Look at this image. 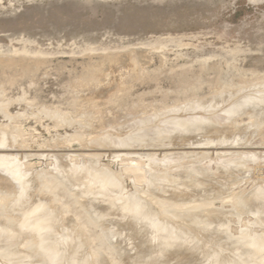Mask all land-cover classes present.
Returning <instances> with one entry per match:
<instances>
[{
    "label": "rangeland",
    "instance_id": "374dc122",
    "mask_svg": "<svg viewBox=\"0 0 264 264\" xmlns=\"http://www.w3.org/2000/svg\"><path fill=\"white\" fill-rule=\"evenodd\" d=\"M190 113L194 123L209 122L210 131H191L194 139L190 131H175L178 136L173 132L168 140L143 137L188 120ZM119 138L136 141L116 144ZM0 139L1 227L20 229L30 220L29 228L12 229L21 234L17 243L0 237V264H68L70 251L79 248L81 264H151L132 262L128 246L141 233L152 244L165 238L151 218L172 231L171 240L198 239L194 253L188 250L192 245H177L171 257L158 260L162 264H248L246 256L264 258V246H254L260 238L264 242V0H0ZM167 155L173 158L168 164ZM16 158L17 170L26 173L25 198L8 168ZM85 164L116 178L103 175L107 185L117 180L115 189L107 187L109 197H102L113 207L104 210L109 214L99 216L101 202L91 199L101 188L92 174L89 194L74 185L84 173L77 176L69 168ZM152 164L170 182L147 187ZM168 185H176L177 193H164ZM135 205L142 206L143 216L148 208L146 215L154 217L144 220ZM39 208L50 209L42 217ZM118 210L128 218L120 228ZM137 219L150 228L139 227L143 222ZM40 224L53 225L56 241V233L68 230L64 235L77 249L55 243L56 249L46 245V253L40 243L47 228ZM127 230L133 235L126 236ZM64 246L69 258L58 249ZM48 255L57 262L47 261Z\"/></svg>",
    "mask_w": 264,
    "mask_h": 264
},
{
    "label": "bare ground",
    "instance_id": "6f19581e",
    "mask_svg": "<svg viewBox=\"0 0 264 264\" xmlns=\"http://www.w3.org/2000/svg\"><path fill=\"white\" fill-rule=\"evenodd\" d=\"M236 99H239V98H236ZM194 116H195L194 113H190V114L188 115V117H189L188 120H185V121L182 120V121L176 122V123H174V124L172 125V127H170V129H167V128H166L165 130H161V131H158V132L147 131V134H144L143 137L146 138V137H148V136L150 137V135H152V136L154 135V136H158L157 139H158V138H166V140H168V139H167V136H168V138H169V136H170L171 134H173V132H175V131H179V132H183V133L185 132L184 134L182 133V135H185V134H186L187 132H189V131H190V132H191V131H193V132L195 131V133H196L197 131H199V130H208V131H210L211 128H210V125H208L209 122L198 121V122H195V123H194V121H192V120L195 119ZM201 119H202V118H201ZM212 120H213V119H212ZM215 121H216V120H215ZM159 126H160V125H159ZM166 127H167V126H166ZM168 127H169V126H168ZM157 128H158V127H157ZM163 128H164V127H163ZM150 130H151V129H150ZM152 130H153V129H152ZM186 131H187V132H186ZM208 131H207V132H208ZM142 133H143V132H142ZM175 133H176V132H175ZM191 133H192V132H191ZM176 134H177V133H176ZM189 134H190V133H189ZM189 134H187V136H188ZM192 134H193V133H192ZM205 134H206V133H205ZM173 135H174V134H173ZM179 135H180V133H179ZM190 135H191V134H190ZM201 135H202V134H201ZM176 136H178V134H177ZM193 136H194V134L192 135V137H193ZM171 137H173V136L171 135ZM179 137H180V136H179ZM190 137H191V136H190ZM109 138H110V136H108V138L105 139L108 143H110ZM137 138H138V136H137ZM169 139H170V138H169ZM174 139H175V138H174ZM184 139H185V138H184ZM193 139H194V137H193ZM195 139H196V138H195ZM198 139H199V138H198ZM204 139H205V138H204ZM0 140H1V139H0ZM100 140H102V139H100ZM162 140L165 141L164 139H162ZM11 141H12V140H11ZM103 141H104V140H103ZM106 141L104 142V144H106ZM116 141L118 142V143H116V144H128V143L132 144V143L135 142L136 140H135V139L119 138L118 140H115V142H116ZM140 141H141V140H140ZM151 141H152V140H151ZM178 141H179V140H178ZM183 141H184V140H182V143H183ZM186 141H187V142H184V143H192V142H191V141H192V138L190 139V141H189V139L186 140ZM197 141H198V140H197ZM201 141H202V140H201ZM154 142H155V144H156V141L153 140L152 143L154 144ZM194 142H195V140H194ZM194 142H193V143H194ZM2 143H3V142H2ZM2 143H1V144H2ZM100 143H101V141H100ZM108 143H107V144H108ZM166 143H167V142H166ZM180 143H181V142H180ZM198 143H199V142H198ZM206 143H207V142H206ZM97 144H99V143H97ZM104 144H103V142H102V145H104ZM107 144H106V145H107ZM133 144H134V143H133ZM133 144H132V145H133ZM150 144H151V143H150ZM153 144H152V146H153ZM108 145H110V144H108ZM108 145H107V146H108ZM132 145H131V146H132ZM148 145H149V144H148ZM148 145H146V146H148ZM171 145H172V144H171ZM171 145H170V146H171ZM175 145H176V144H175ZM177 145H178V144H177ZM184 145H187V144H184ZM190 145H191V144H190ZM206 145H207V144H206ZM211 145H212V144H211ZM243 145H244V144H243ZM243 145H242V146H243ZM2 146H3V145H2ZM98 146H99V145H98ZM104 146H105V145H104ZM114 146H115V145H114ZM124 146H125V145H124ZM124 146H122V147H124ZM129 146H130V145H129ZM149 146H150V145H149ZM149 146H148V147H149ZM155 146H156V145H155ZM157 146H161V145H157ZM162 146H163V145H162ZM192 146H193V145H192ZM204 146H205V145H204ZM139 147H140V145H139ZM167 147H168V146H167ZM229 147H231V146H229ZM237 147H238V146H237ZM244 147H245V146H244ZM118 148L120 149L119 146H118ZM127 148H129L128 145H127ZM130 148H131V147H130ZM185 148H186V147H185ZM194 148H195V147H194ZM121 149H122V148H121ZM147 149H148V148H147ZM147 149H146V150H147ZM183 149H184V148H183ZM204 149H205V148H204ZM206 149H207V148H206ZM124 150H125V149H124ZM134 150H135V149H134ZM153 150H154V149H153ZM204 153H205V152L203 151V154H204ZM137 154H138V153H137ZM148 154H149V153H148ZM207 154H208V153H207ZM124 155H125V154H124ZM128 155H129V154H128ZM131 155H132V154H131ZM141 155H142V156H140V157H144L143 154H141ZM168 155H169V154H168ZM168 155H167V158L163 159V160H165V163H167V164H168V163H171V162H172L171 160L173 159V158H171V155H170L169 157H168ZM66 156H67V155H66ZM129 156H130V155H129ZM146 156H147V155H146ZM146 156H145V157H146ZM165 156H166V155H165ZM0 157H1V156H0ZM62 157H64V156H62ZM134 157H135V156H134ZM136 157H137V156H136ZM149 157H150V156H149ZM149 157L147 156V158H149ZM24 158H25V157H24ZM60 158H61V157H60ZM138 158H139V157H138ZM147 158H145V159H147ZM151 158H152V156H151ZM151 158H150V159H151ZM180 158H181V157H180ZM56 159L59 160V158H56ZM56 159H55V160H56ZM154 159H155V158H154ZM154 159L151 161V163H152L153 161H154V162L156 161V159H155V160H154ZM174 159L177 160L178 158H177V159L174 158ZM187 159H188V158H187ZM194 159H195V158H194ZM3 160H5V158H4V159L2 158L0 164H2V161H3ZM13 160H14V159H13ZM147 160H148V163H149V159H147ZM196 160H197V159H196ZM9 161H10V162H9V163H10V167H8V168H10V170L14 171V172L16 173L15 175L19 178V179H18V183L21 184L20 191L23 190V192H24V193H22V195H23V194H24V195L27 194V192H28L27 189H28V188L25 186L26 184H24V183H25V179H24V178H26V173H20V171L17 170V168L19 167V166H18L19 162L17 161V158H16L15 161H13L12 164H11V160H9ZM60 161H61V160H60ZM60 161H58V162H60ZM173 161H174V160H173ZM154 162H153V163H154ZM9 163H7V164H9ZM60 163H61V162H60ZM158 163H159V162H158ZM140 164H141V163H140ZM156 164H157V163H156ZM156 164H155V165H156ZM88 165H90V164H88ZM155 165H153V164L151 165L152 169L150 170L149 177H148V179H149V181H148L149 184L147 183L149 186H147V187H151V186H153V185H155V184H158V183H159V184H160V183H165V184H166L167 182H170L169 180L166 179V177L164 178V176L161 177L160 175H158V172L156 171V168L158 167V165H157V166H155ZM17 166H18V167H17ZM58 166H59V164H58ZM58 166H56V167L59 168ZM145 166H146V165H145ZM154 166H155V167H154ZM171 166H172V165H171ZM0 167H1V166H0ZM92 167H93V166H92ZM174 167H175V166H174ZM178 167H179V166H178ZM67 168H68V167H67ZM94 168H95V167H94ZM94 168H91L90 166H87V165L85 164V166H84V165H81V166H74V167L72 166V168H69V169H71V170L73 169L75 172L79 171V172H81V173H82V171H83L84 174H81V177H79L78 182H77V181L74 182V185H75V187H79V188H81L82 191H83L84 193H85L86 191H88L87 193L89 194V191L91 190V189L88 187L89 185H88V181H87V180H91V179H90L91 176L89 177V175L92 174V175H93V176H92V179L94 178V179L97 181V183H101V188L98 189V191L96 190V191H97V195L94 194L95 197L93 196V197L91 198L92 200H97V201L101 202V205L98 206V207H99L98 210H99L100 213H101V214H99V211H98V214H99V216H101V215H105V214H103V213H108V212L111 211L112 208H113V207L111 208V205H110V204H107V205H109V206L107 207L106 203H108V200H109V199H107V198L105 197V198H106L105 200H107V202H105V201H102V200H103L102 197H104V195H105V196H108V195L110 194L109 189L114 188L113 185L116 183L117 180L115 181L114 184H113V182L111 181L112 183L109 184V185H111V186H113V187L108 189L107 187H109V185H107L105 182L108 181L109 179H110V180H113L114 178L111 179V177H108V176L111 175V174H108L106 171H105V172L108 174V176H106L107 174L104 175L105 172H103V173H104V174H103L102 171H101V172H100L99 170L96 171V169H94ZM149 168H150V165H149ZM193 168H195V167H193ZM2 169H3V168H2ZM67 170H68V169H67ZM67 170H66V171H67ZM71 170H69V171H71ZM104 170H105V168H104ZM104 170H103V171H104ZM190 170H191V169H190ZM62 171H63V170H62ZM62 171H61V172H62ZM66 171L63 172V174H64V173H67V172L69 173V171H67V172H66ZM74 171H73V173H74ZM98 171H99V172H98ZM107 171H108V170H107ZM192 171H193V170H192ZM21 172H22V171H21ZM77 173H78V172H77ZM56 174H57V173H56ZM74 174H75V173H74ZM78 174H79V173H78ZM100 174H101V175H100ZM136 174H137V173H136ZM138 174H139V173H138ZM138 174H137V175H138ZM82 175H84V176H82ZM103 175L105 176V178L108 177L109 179H108V178H107V180L104 179V178H103V177H104ZM112 175H113V174H112ZM137 175H136V176H137ZM198 175H199V174H198ZM56 176H57V175H56ZM64 176H65V174H64ZM64 176H63V177H64ZM69 176H70V175H69ZM69 176H67V177H69ZM71 176H72V175H71ZM77 176H80V174L77 175ZM87 176L89 177V179L87 178ZM167 176H168V174H167ZM188 176H189V174H188ZM191 176H194V175H191ZM63 177H62V178H63ZM67 177H65V178H67ZM100 177L103 178V179H101ZM159 177H160V178H159ZM170 177H171V176H170ZM185 177H186V175H185ZM185 177H184V178H185ZM71 178H72V177H71ZM71 178H70V179H71ZM73 178H74V177H73ZM73 178H72V179H73ZM75 178H76V176H75ZM191 178H193V177H191ZM195 178H196V177H195ZM16 179H17V178H16ZM94 179H93V180H94ZM115 179H116V178H115ZM115 179H114V180H115ZM226 179H227V178H226ZM14 180H15V178H14ZM170 180H171V179H170ZM185 180L187 181V179H185ZM192 180H193V179H192ZM194 180H196V179H194ZM208 180H209V179H208ZM73 181H74V180H73ZM96 181H95V183H96ZM104 181H105V182H104ZM166 181H167V182H166ZM172 181H173V183H171V184H174V180H172ZM68 182H70L69 179H68ZM184 182H185V181H184ZM184 182H183V183H184ZM187 182H188V181H187ZM189 182H191V181H189ZM194 182H195V181H194ZM194 182H192L193 185H194ZM199 182H200V181H199ZM214 182H215V181H214ZM26 183H27V181H26ZM70 183H71V182H70ZM72 183H73V182H72ZM89 183H90V182H89ZM91 183H92V182H91ZM93 183H94V182H93ZM178 183H179V182H178ZM181 183H182V182H181ZM112 184H113V185H112ZM176 184H177V183H176ZM186 184H187V183H186ZM188 184H189V183H188ZM196 184H197V183H196ZM23 185H24L27 189L24 188ZM74 185H72V186H74ZM106 185H107V186H106ZM116 185H117V184H116ZM179 185H180V184H178V186H179ZM182 185H183V184H182ZM96 186H97V185H96ZM96 186H95V188H96ZM168 186H170V185H168ZM173 186H174V187L170 186V187H172V188L167 187V190H165L164 193H165V192H166V193H167V192H168V193H170V192L177 193L178 189L176 188V185H173ZM22 187H23L24 189H22ZM69 187H70V186H69ZM115 187H116V186H115ZM164 187H165V186H164ZM188 187H189V186H188ZM191 187H192V185H191ZM201 187H202V186H201ZM71 188H72V187H71ZM79 188H78V189H79ZM87 188H89L90 190H87ZM95 188H94V189H95ZM193 188H194V187H193ZM197 188H199V185H198ZM207 188H208V187H207ZM114 189H115V188H114ZM187 189H188V188H187ZM187 189H186V191H187ZM25 190H26V193H25ZM76 190H77V189H76ZM188 190H189V189H188ZM193 190H194V189H193ZM77 191H78V190H77ZM186 191H183V192L186 193ZM78 192H79V191H78ZM91 192H92V191H91ZM94 192H95V191L92 192V195H93ZM190 192H191V191H190ZM199 192H200V191H199ZM202 192H203V191H202ZM202 192H201V193H202ZM81 193H82V192H81ZM84 193H82V194H84ZM178 193H180V192H178ZM193 193H195V192H193ZM201 193H200V194H201ZM205 193H206V192H205ZM107 194H108V195H107ZM180 194H181V193H180ZM24 195H23V198L27 197V195H26V196H24ZM187 195H190V194H187ZM191 195H192V194H191ZM198 195H199V193H198ZM198 195H197V196H198ZM202 195H203V194H202ZM85 196H86V195H85ZM87 196H91V195H87ZM129 196H130V195H129ZM183 196H184V198H185L186 200L188 199V198H186V195H183ZM108 197H109V196H108ZM130 197H133V196H130ZM134 197H135V196H134ZM134 197H133V198H134ZM136 197H137V196H136ZM175 197H176V196H175ZM253 197H254V196H253ZM11 198H12V197H11ZM19 198H20V200L22 199L21 197H19ZM84 198H85V197H84ZM133 198H132V199H133ZM158 198H159V197H158ZM160 198H161V197H160ZM177 198H178V197H177ZM189 198H191V197H189ZM198 198H199V197H198ZM29 199H30V198H29ZM88 199H89V197H88ZM91 199H90V200H91ZM192 199H193V198H192ZM195 199H196V198H194V200H195ZM247 199H249V198H247ZM22 200H23V199H22ZM25 200H26V199H24V201H25ZM135 200H136V198H135ZM240 200H241V199H240ZM87 201H88V200H87ZM97 201H96V202H97ZM111 201H112V200H110L109 203H111ZM129 201H130V199H129ZM133 201H134V199H133ZM133 201H131V202H133ZM245 201H246V200H245ZM258 201H259V200H258ZM16 202H17V201H16ZM16 202H15V203H16ZM20 202H21V201H20ZM25 202H26V201H25ZM90 202L93 203V201H90ZM96 202H95V203H96ZM99 202H98V203H99ZM112 202H113V201H112ZM131 202H129L128 205H129ZM137 202H138V199H137ZM137 202H135V204H136ZM13 203H14V202H13ZM28 203H29V202H28ZM30 203H31V202H30ZM95 203H94V204H95ZM98 203H97V204H98ZM133 203H134V202H133ZM140 203H142V202H140ZM254 203H256V202H254ZM259 203H260V202H259ZM261 203H262V202H261ZM23 204H24V203H23ZM26 204H27V203H26ZM94 204H92L93 207H94L95 209H97V208L95 207V206H97V205H94ZM111 204H113V203H111ZM137 204H139V203H137ZM105 205H106V206H105ZM113 205H114V204H113ZM115 205H116V204H115ZM126 205H127V204H126ZM128 205H127V207H129ZM259 205H260V204H258V206H259ZM119 206H120V205H119ZM130 206H131V205H130ZM133 206H134V205H133ZM254 206H255V204H254ZM254 206H253V207H254ZM5 207H6V206H5ZM106 207H107L108 209H109V207H110L111 210H110V209H109V210L107 209L108 212H105V211H107V210H105ZM114 207H115V206H114ZM141 207H142V206L137 205V208H136V205H135V208H136V209H134V210H136L135 213L141 214V213H142V210H143ZM143 207H144V205H143ZM253 207H252V208H253ZM256 207H257V206H256ZM256 207H255V208H256ZM23 208H24V207H23ZM117 208H118V207H117ZM129 208H131V207H129ZM145 208H146V207H144V209H145ZM257 208H258V207H257ZM19 209H20V208H19ZM47 209H50V208H47ZM47 209H41V208H39L38 213H40V212L42 211L41 215H42V217H44V216H43V212H44V211H45V212L48 211ZM258 209H259V208H258ZM13 210H14V208H13ZM43 210H44V211H43ZM93 210H94V209H93ZM104 210H105V211H104ZM115 210H116V209H115ZM122 210H124V209H122ZM127 210H128V209H127ZM131 210H132V209H131ZM147 210H148V208H147ZM147 210H145V211H143V212H145V213L147 212V213H148L149 210H148V211H147ZM118 211H120V214L118 215L119 220H118L117 222H115V226H117L116 228H120V226L123 225L122 223L128 219V218H125V217H126V215H125L126 213L123 214V215L125 216V217H124V216L122 215L123 211H121V210H118ZM118 211H116L117 214H118ZM124 211H126V210H124ZM249 211H250V210H249ZM13 212H14V211H13ZM26 212H27V211H26ZM36 212H37V211H36ZM36 212H35V213H31V214H36ZM129 212H131V211L129 210ZM191 212H192V211H191ZM193 212H196V211H193ZM96 213H97V212H96ZM114 213H115V212H114ZM145 213H144V214H145ZM147 213H146V214H147ZM184 213H186V212L184 211ZM31 214H30V215H31ZM45 214L48 215V216L50 217V214H49V213H45ZM108 214H109V213H108ZM146 214H145V215H146ZM149 214H150V213H149ZM149 214H148V215H149ZM186 214H187V213H186ZM198 214H199V213H198ZM39 215H40V214H39ZM46 215H45V217H46ZM145 215H144V216H145ZM148 215H146V216H148ZM150 215L154 217V214L152 215V213H151ZM183 215H184V214H183ZM189 215H192V216H193V214H189ZM221 215H222V214H221ZM56 216H57V215H56ZM128 216H129V215L127 214V217H128ZM133 216H134V214H133ZM139 216L143 217L144 220H146L145 218H147L146 216H145V217L143 216V213H142L141 215H139ZM217 216L219 217V214H218ZM27 217H28V216H26V218H27ZM31 217H32V215H31ZM42 217H41V218H42ZM149 217H150V216H148L147 219H150V218H151V217H150V218H149ZM181 217H182V216H181ZM136 218H137V217H136ZM215 218H216V217H215ZM0 219H1V218H0ZM27 219L29 220V218H27ZM42 219H43V218H42ZM51 219H52V217H51ZM51 219H50V218H49V219L46 218L45 220L51 221ZM103 219H104V218H103ZM134 219H135V218H134ZM3 220H4V219H3ZM11 220H13V219H11ZM28 220H27V221H28ZM31 220H32V218H31ZM141 220H142V219H141ZM141 220H140V219H139V220L137 219V222H136V221H135V222H136L137 224L140 225L141 222H143V220H142V221H141ZM29 221H30V220H29ZM29 221H28V222H29ZM48 221H47V222H48ZM52 221H53V220H52ZM147 221H148V220H147ZM150 221L154 223V224H153V223L151 224V222H149V223L151 224V226L154 225V228H155V229L159 228L160 230H164V231L167 233V234H166L167 236L165 235V238H162V239H161V237L158 238V239H161V240H159L160 242H158V240L156 239L157 242H156V243L154 242L155 246H153L154 244H152L151 241H149V240L146 241V240H145L146 238H145V239L143 238V236H144L143 234H144V233H141L142 231H139V230H138V229H139L138 226L136 227L137 229H136V228H135V229L138 230V231L141 233V235H139V232L137 231V232H138L137 235H139V238H138V236L136 237L135 235H133V233L130 234L129 231L127 230V232H128L129 234H127L126 236H128V235H133L132 237H133V239H134V240H133L132 242H130L129 245H128V246L131 248L130 250H131V253H132V254L130 255V258H131L130 260H131L132 262H133L134 260H136L137 262H141V263H142V262L144 263V262H148V261H149V262H151V264H162L161 262H158V260H160V259H162V258L171 257V255H169V254H170V252L172 251V248H174V247L177 246V245H181V244L192 245V247H191V248H188V250L191 251V252H193V253L196 251V249H197V242H196L195 240L197 239V236L194 237V239L191 237V240H189V241H185V242H183V243L177 241L178 239H177V240H171L172 238L174 239V235H173L172 231H171V230H170V229H169L164 223H161L162 221H161V222H158L159 220H157V224H156V222L152 221V218H151ZM28 222H25V224L29 225ZM42 222H43V224L45 223L44 221H42ZM42 222H40V223H42ZM192 222H193V221H192ZM192 222L190 221L189 223H192ZM29 223H30V222H29ZM60 223H61V222H60ZM64 223H65V222H64ZM64 223H63V224H64ZM132 223H133V220H132ZM136 223H135V224H136ZM25 224L22 225V226H26ZM38 224H39V223H38ZM43 224H42V225L40 224V225H41L42 227H44V228H47L48 230H47V229H45L44 231L41 230V231H42V232H41L42 234H43V232H45V233H44L45 235H42V239H43V236H44V237H45V238H44L45 241H43L44 244H43V243H40V246H42V249H45V252H46V253L50 250V248H49L48 246H46V245H50V244L52 245V244H53V245H54V246L52 245L53 248L56 247V246H58V245H60V246H61V245H62V246L65 245V246L69 247V248H67V249H69V250H70V247L73 246V245L70 246V244H74V245H75V243L72 242L73 240L71 241V236H70V235L66 236L67 234H69V233H68V230L62 231V232H60V233H59V232L56 233V234L59 235V238H58L57 241H56V239L54 240V239L52 238V230H50V229H53V228H54L53 225H51L52 228H50L51 226L48 227L46 224L43 226ZM47 224H48V223H47ZM50 224H51V223H50ZM144 224H145V226H143ZM172 224H173V223H172ZM181 224H182V223H181ZM192 224H193V223H192ZM192 224H191V226H192ZM209 224H210V223H209ZM3 225H4V224H3ZM40 225H38V226L40 227ZM60 225H62V224H60ZM143 225H140L139 227L142 226L141 228H144V227L146 228V226H148L149 224L143 222ZM186 225H187V224H186ZM186 225H185V227H186ZM193 225H194V224H193ZM198 225H199V224H198ZM202 225H203V224H202ZM22 226H19L20 229H21ZM45 226H46V227H45ZM64 226H66V224H65ZM126 226H127V225H126ZM126 226H125V227H126ZM133 226H134V225H133ZM133 226H131V227H133ZM135 226H136V225H135ZM149 226H150V225H149ZM149 226H148V228H150ZM176 226H177V225H176ZM183 226H184V225H183ZM207 226H209V225L207 224ZM6 227H7V226H5V227H4V226L1 227V224H0V237L6 239L7 241H8V240H15V242L17 243V239H16V238H18V237L20 238L21 234L19 235V234L16 233V235H14L15 232H12V231L15 230V229L18 230L19 228H14V229H13V228H11L10 226H8V227L11 228V230H10V228L8 229V227H7V228H6ZM29 227H30V225L27 226V228H29ZM42 227H40L39 229H41ZM61 227H63V226H61ZM128 227H129V226H127V228H128ZM131 227H130V228H131ZM180 227H182V226H180ZM194 227H195V226H194ZM209 227H210V226H209ZM32 228H33V227H32ZM44 228H42V229H44ZM63 228H64V227H63ZM66 228H67V227H66ZM154 228L152 227L153 230H155ZM171 228H172V227H171ZM191 228H192V227H191ZM217 228H218V227H217ZM12 229H13V230H12ZM20 229H19V230H20ZM30 229H31V228H30ZM113 229H114V228H113ZM128 229H129V228H128ZM175 229H176V228H175ZM177 229H178V228H177ZM180 229H181V231H182V228H180ZM186 229H187V228H186ZM198 229H199V228H198ZM54 230H56V229H54ZM122 230H123V229H122ZM125 230H126V229H125ZM125 230H123V231H125ZM132 230H133V229H132ZM132 230H130V231L132 232ZM148 230H149V229H148ZM190 230H191V232L193 231L192 229H190ZM15 231H16V230H15ZM21 231H24V230L22 229ZM70 231H71V229H70ZM74 231H75V230H74ZM120 231H121V230H120ZM120 231H119V232H120ZM143 231H146V230H143ZM157 231H158V230H157ZM179 231H180V230H179ZM198 231H199V230H198ZM202 231H204V230H202ZM16 232H17V231H16ZM38 232H39V231H38ZM65 232H67V234H66ZM117 232H118V231H117ZM134 232H135V231H134ZM147 232H148V231H147ZM147 232H146V233H147ZM150 232H151V231H150ZM182 232H183V231H182ZM184 232H185V231H184ZM194 232H195V231H194ZM194 232H193V233H194ZM18 233H19V231H18ZM64 233H65L66 235H64ZM115 233H116V232H115ZM122 233H123V232H122ZM125 233H126V232H125ZM154 233H155V232H154ZM161 233H162V232H161ZM163 233H164V232H163ZM170 233H171L173 236H171ZM176 233L181 234V233H179V232H176ZM199 233H200V231H199ZM75 234H76V233H75ZM75 234H74V235H75ZM79 234H81V233L79 232ZM118 234H119V233H118ZM134 234H135V233H134ZM149 234H150V233H149ZM151 234H152V233H151ZM151 234H150V235H151ZM156 234H157V233H155V237H156ZM168 234H169L170 238H168ZM194 234H195V233H194ZM17 235H18V236H17ZM40 235H41V234H40ZM119 235H121V234H119ZM142 235H143V236H142ZM145 235H146V234H145ZM16 236H17V237H16ZM27 236H28V235H27ZM64 236H65L66 238L68 237L67 240H66V243H67V244L69 243V242H68V239L70 240V243L68 244L69 246H68L67 244H62V241L64 242V240H65V239L63 238ZM123 236H124V234H123ZM123 236H122V238L124 239ZM134 236H135L136 239L134 238ZM140 236H142V237H140ZM157 236H159V234H158ZM179 236H182V235H179ZM144 237H145V236H144ZM207 237H208V236H207ZM212 237H213V236H212ZM255 237H256V236H255ZM19 238H18V239H19ZM37 238H38V237H37ZM62 238H63L64 240H61ZM130 238H131V236H130ZM151 238H152V237H151ZM175 238H177V237L175 236ZM180 238H181V237H180ZM213 238H214V237H213ZM242 238H245V239H246V237H242ZM242 238H241V239H242ZM247 238H248V237H247ZM258 238H259V237H258ZM0 239H1V238H0ZM34 239H35V238H34ZM42 239H41V240H42ZM44 239H43V240H44ZM80 239H81V238H80ZM119 239H120V238H119ZM123 239H122V240H123ZM188 239H190V238H188ZM239 239H240V238H239ZM239 239H238V240H239ZM252 239H254V237H252L251 239H250V237H249L248 240H252ZM39 240H40V239H39ZM111 240H112V239H111ZM124 240H126V238H125ZM124 240H123V241H124ZM128 240H129V239H128ZM131 240H132V239H131ZM197 240H198V239H197ZM260 240H262V239L260 238ZM260 240H259V241H258V240L255 241L254 246H255V248H257V249H258L259 247L261 248V247L264 246V242H263V241H260ZM58 241H60L61 243H57ZM129 241H130V240H129ZM173 241H174V242H173ZM176 241H177V242H176ZM244 241H245V240H244ZM5 242H6V241H5ZM15 242H14V243H15ZM35 242L37 243L36 240H35ZM35 242H34V243H35ZM40 242H41V241H40ZM71 242H72V243H71ZM127 242H128V241H127ZM152 242H153V241H152ZM238 242H239V241H237V243H238ZM2 243H3V242H2ZM6 243L9 244L10 242H6ZM11 243H12V242H11ZM55 243H56V246H55ZM76 243H77V241H76ZM80 243H81V242H80ZM206 243H208V242H206ZM221 243H222V242H221ZM223 243H224V242H223ZM239 243H240V242H239ZM245 243H246V242H245ZM248 243H249V242H248ZM57 244H58V245H57ZM127 244H128V243H126L125 245H127ZM217 244H218V243H217ZM224 244H225V243H224ZM224 244H220V246H221V245L224 246ZM13 245H14V244H13ZM37 245H38V243H37ZM51 245H50V246H51ZM76 245H77V244H76ZM200 245H201V244H200ZM226 245H227V244H226ZM246 245H247V244H246ZM246 245H245V246H246ZM14 246H15V245H14ZM44 246L48 247V249H46V247L44 248ZM52 246H51V247H52ZM60 246H58V247H60ZM62 246H61V247H62ZM65 246H64L63 249H61V248H58V249H59L61 252L66 251V254H65L64 252H63V253H64L65 255H67L69 252H67V249L65 250ZM77 246H78V245H77ZM150 246H153V248H149ZM245 246H242V248H243V247L245 248ZM252 246H253V245H252ZM254 246H253V247H254ZM5 247H6V246H5ZM7 247H8V246H7ZM11 247H12V246H11ZM18 247H19V246H18ZM73 247L77 249L76 246H73ZM79 247H80V246H79ZM198 247H199V246H198ZM246 247H247V246H246ZM37 248H38V250L40 249L39 246H38ZM240 248H241V247H240ZM18 249H19V248H18ZM54 249H56V248H54ZM76 249H75V250H76ZM79 249H81V248H79ZM79 249H77V250L75 251V250H73V248H71V250L77 252L78 254H79V252H78ZM228 249H229V248H228ZM47 250H48V251H47ZM69 250H68V251H69ZM199 250H200V249H199ZM226 250H227V249H226ZM52 251H54V250L51 249V252H52ZM60 251H59V253H61ZM79 251H80V250H79ZM230 251H231V250H230ZM27 252H28V251H27ZM27 252H26V253H27ZM33 252H34V251H33ZM36 252H38V251H36ZM40 252H41V250H40ZM45 252H44V250H43L41 254H43V253L45 254ZM51 252H50V253H51ZM54 252H55V251H54ZM70 252L72 253V251H70ZM212 252H213V251H212ZM231 252H232V251H231ZM38 253H39V252H38ZM38 253H37V257L39 258ZM50 253H48V254H50ZM52 253H53V252H52ZM52 253H51V254H52ZM55 253H56V256L59 255L60 258H61V257H64L63 254L60 255V254H58V252H55ZM55 253H53V255H55ZM71 253L68 254L69 257H70V255H71L70 258H69L68 255H67V257L69 258V260H67L68 258H67L66 260H67L70 264H81V257H79L80 261H78V260H79L78 257H77L78 254L76 253V254H77V255H76L74 252H73L72 254H71ZM201 253H203V252L201 251ZM31 254H32V253H31ZM39 254H40V253H39ZM41 254H40V256H41ZM44 254H43V255H44ZM51 254H50V256L53 257ZM0 255H3V253H2V254L0 253ZM79 255H80V254H79ZM217 255H218V254H217ZM225 255H227V254H225ZM228 255H229V254H228ZM5 256H7V255H5ZM24 256H25V255H24ZM24 256H23V257H24ZM35 256H36V255H35ZM44 256H45V255H44ZM46 256H47V255H46ZM50 256L48 255V260H47V259H45V260L50 261V263H51L52 261H53V263H54V262L56 263V262H57L56 259H55L56 256H54L55 258H54V260H52V261L49 260V259L51 258ZM59 256H57V257H59ZM202 256H203V255H202ZM202 256H200V257H202ZM218 256H219V255H218ZM240 256H241V255H240ZM240 256H239V257H240ZM243 256H244V255H243ZM257 256H258V255H257ZM260 256H261V255H260ZM17 257H19V256H17ZM49 257H50V258H49ZM181 257H182V256H181ZM205 257H206V256H205ZM208 257L213 258V257H214L213 253H210V254L208 255ZM215 257H216V256H215ZM241 257H242V256H241ZM21 258H22V257H20V259H21ZM27 258H28V257H27ZM34 258H36V257H34ZM40 258H41V257H40ZM60 258H58V260H59ZM178 258H179V257H178ZM234 258H235V257H234ZM249 258H250V257H249ZM9 259H10V258H9ZM51 259H52V258H51ZM180 259H181V258H180ZM204 259H205V258H204ZM235 259H236V258H235ZM244 259H245V260H244ZM244 259H241V260H244V261H247V260H248V261H249L248 264H263V263H264V258H262V257L256 258L255 260L251 257V261H250L249 259H247V256H246ZM252 259H253V260H252ZM2 260H3V258H2ZM2 260H1V261H2ZM13 260H14V259H13ZM15 260H16V259H15ZM17 260H18V259H17ZM36 260H37V259H36ZM36 260H35L34 262H36ZM38 260H40V259H38ZM38 260H37V261H38ZM223 260H224V259H223ZM226 260H227V259H226ZM232 260H233V259H232ZM239 260H240V258H239ZM21 261H22V260H21ZM60 261H61V260H60ZM174 261H175V260H174ZM177 261H178V260H177ZM198 261H199V260H198ZM43 262H44V261H43ZM43 262H41V263H43ZM61 262H62V261H61ZM237 262H238V260H237ZM10 263H11V264H14V263H12V262H10ZM44 263H45V262H44ZM44 263H43V264H44ZM57 263H60V262L58 261ZM57 263H56V264H57ZM69 263H68V264H69ZM166 263H167V262H166ZM239 263H240V262H239ZM35 264H36V263H35ZM37 264H40V262H39V263L37 262ZM45 264H48V262L45 263ZM61 264H63V263H61Z\"/></svg>",
    "mask_w": 264,
    "mask_h": 264
}]
</instances>
